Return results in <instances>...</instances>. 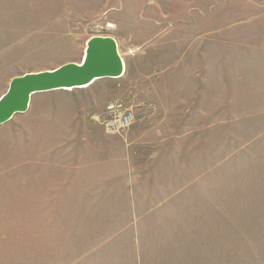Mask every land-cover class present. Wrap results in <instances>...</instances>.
Returning <instances> with one entry per match:
<instances>
[{"label":"rangeland","instance_id":"obj_1","mask_svg":"<svg viewBox=\"0 0 264 264\" xmlns=\"http://www.w3.org/2000/svg\"><path fill=\"white\" fill-rule=\"evenodd\" d=\"M212 1L0 0V99L82 64L93 38H116L124 61L0 125V202L45 206L3 264H264V4L244 29L254 46H223L204 35L213 17L244 20L200 15ZM110 102L135 114L123 135L95 120Z\"/></svg>","mask_w":264,"mask_h":264},{"label":"water","instance_id":"obj_2","mask_svg":"<svg viewBox=\"0 0 264 264\" xmlns=\"http://www.w3.org/2000/svg\"><path fill=\"white\" fill-rule=\"evenodd\" d=\"M123 73L124 65L116 41L112 38H93L88 42L82 64H67L54 71L13 79L8 92L0 99V125L18 113H25L34 94L82 88L99 79L120 78Z\"/></svg>","mask_w":264,"mask_h":264},{"label":"crops","instance_id":"obj_3","mask_svg":"<svg viewBox=\"0 0 264 264\" xmlns=\"http://www.w3.org/2000/svg\"><path fill=\"white\" fill-rule=\"evenodd\" d=\"M227 1V0H224ZM223 0L212 1L213 8L216 10L210 12H200V15L208 16L210 13L227 9L229 13L228 18L231 16L232 12L237 11V17L243 19V25L235 26L229 22L225 23L226 19L221 17L219 14L213 17V22L217 25L216 29L213 31H206L204 35L213 34L214 41L222 40L224 38H229L233 42L227 43L223 42V46H254L252 44V33L247 37L246 31L244 29L250 28L252 24L253 17V0H228L226 3ZM264 4V0H259ZM259 17L264 18V10L260 12ZM117 42V39L113 37ZM233 43V44H231ZM255 46H264V44H256ZM3 191V192H2ZM5 191H10L8 188H3L0 194ZM29 207L28 203H13V202H0V264H3L5 257L12 250L9 249L8 244H16L20 247V251L24 246V250L28 249L30 226H33V221L35 220V226H44V210L45 206L42 204H31ZM31 211V214H30ZM31 219V221H30ZM10 250V251H9Z\"/></svg>","mask_w":264,"mask_h":264},{"label":"built area","instance_id":"obj_4","mask_svg":"<svg viewBox=\"0 0 264 264\" xmlns=\"http://www.w3.org/2000/svg\"><path fill=\"white\" fill-rule=\"evenodd\" d=\"M104 127L107 134L120 136L127 132L135 121V114L120 102H110L102 116L95 119Z\"/></svg>","mask_w":264,"mask_h":264},{"label":"bare ground","instance_id":"obj_5","mask_svg":"<svg viewBox=\"0 0 264 264\" xmlns=\"http://www.w3.org/2000/svg\"><path fill=\"white\" fill-rule=\"evenodd\" d=\"M117 43V42H116ZM117 48H118V44H117ZM130 53H132L133 54V51H130ZM118 54H119V52H118ZM119 56H120V54H119ZM120 59H121V61H122V64L124 65V61H123V59L120 57Z\"/></svg>","mask_w":264,"mask_h":264}]
</instances>
